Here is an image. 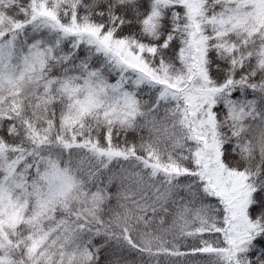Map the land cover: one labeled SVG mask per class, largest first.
<instances>
[{
    "label": "snow or ice",
    "instance_id": "obj_1",
    "mask_svg": "<svg viewBox=\"0 0 264 264\" xmlns=\"http://www.w3.org/2000/svg\"><path fill=\"white\" fill-rule=\"evenodd\" d=\"M0 264H264V0H0Z\"/></svg>",
    "mask_w": 264,
    "mask_h": 264
}]
</instances>
